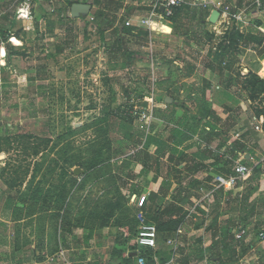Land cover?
Returning a JSON list of instances; mask_svg holds the SVG:
<instances>
[{"label": "rangeland", "instance_id": "374dc122", "mask_svg": "<svg viewBox=\"0 0 264 264\" xmlns=\"http://www.w3.org/2000/svg\"><path fill=\"white\" fill-rule=\"evenodd\" d=\"M245 1L244 8L239 0L215 2L230 6V12L241 14L244 20L254 10L250 6L253 0ZM153 8L144 6L141 14L148 17ZM31 11V18L16 21L7 38L11 47L20 45L10 61L13 67L0 70V156L4 157L0 160V264H72L81 260L84 264H135L129 260V252L136 250L138 233L148 225L135 204V191L137 196L160 193L163 208L180 189L184 194L193 193L214 161L209 157L203 164L178 165L179 155L170 146L156 162L146 156L141 137L154 129L168 141L170 129L185 113L190 116L187 129L196 131L193 142L208 136L210 130L199 122L203 113L199 102L205 91L207 98L208 84L200 68H191L200 64L198 53L206 40L202 19L206 16L208 22L210 14L186 5L163 22L175 28L172 36L143 33L139 38L130 35L123 43L121 35L116 39L95 23L98 7L74 22L69 0L34 1ZM219 24L208 27L210 38L216 36L213 27ZM262 24L252 21L248 29L259 31L264 29ZM152 26L157 29L156 24ZM219 28L223 43L226 33L237 30L238 25L233 19ZM191 42L196 46L191 47ZM59 48L63 53L58 54ZM238 55L248 64L258 60L257 55L246 57L242 49L235 52ZM179 69L189 75H182ZM246 84L241 80L230 87L229 98L222 100L226 112L240 116L241 122L248 110L264 118V84L258 83L255 90ZM150 109L152 118L141 120L140 111ZM244 119L241 125L247 121ZM237 124L228 119L222 131L231 137L229 131ZM224 137L212 142L220 143ZM243 146L244 152L251 151L249 144ZM155 148L148 153L153 155ZM187 155L193 154L187 151ZM144 168H150L146 177L142 176ZM75 169H80L79 175L74 174ZM8 196L15 198L11 210L5 209ZM229 198L212 203L210 219L201 211L191 220L186 215L158 225L163 259L170 251L167 240L179 228L184 230L181 241L192 244L186 249L191 248L188 255L193 260L203 234L205 241L209 236L207 248H212L223 224L229 227L241 220L246 225L254 222L247 226L250 234L243 243L234 244L240 251L239 261L228 264H261L264 243L258 235L264 231V163ZM213 213L231 220L210 229ZM249 247L252 249L247 251ZM221 249L213 247L207 253L208 264H217ZM185 256L179 264L188 263Z\"/></svg>", "mask_w": 264, "mask_h": 264}, {"label": "crops", "instance_id": "0c3cea01", "mask_svg": "<svg viewBox=\"0 0 264 264\" xmlns=\"http://www.w3.org/2000/svg\"><path fill=\"white\" fill-rule=\"evenodd\" d=\"M114 1L116 3L123 4L125 9H121L119 13L117 12V13L113 14L114 15L113 17H115V18L119 17L120 19H122V17H124V15L130 14L131 16L125 17L124 24L126 26L127 22H131V26L130 27H127V26L124 27L123 26L124 24L120 25L118 22V25L115 24L113 28L106 30V33L112 32V36L115 38L116 37L119 38V36L121 35L122 38H120V40L123 43L128 42L126 40L127 39L126 37H130V35H136V38H139V36L143 33H150V34H157V35L161 34V35H165L167 37H170L174 34V30H173L172 26L164 24L163 23L164 21L160 22V21L154 20L153 22L146 23V24L141 23V19L147 18L146 16L141 14V11L143 10L142 8L144 6H155L158 1L157 2H156V0H114ZM194 1L192 0L189 2L192 3ZM206 1L209 2L210 0H206ZM213 1L215 2L217 0H211L209 2L210 4L206 8H194V9L206 10L205 13L208 12L210 14V15H208V17L210 18L212 12L214 11V9H211V7L213 6L212 5ZM259 1L261 2L262 0H259ZM33 2H34L33 0H0V33L4 32V33H9V35H10L12 33L11 29L14 27L16 21H18V20L28 21L32 15L31 10H32ZM257 2H258V0H253L251 3L252 5H250L254 9V10H252L253 11L252 14L250 13V15H251L250 17L245 18L244 20L241 18H240V20H236V24L238 25L237 31L244 34L245 36L250 34L251 32L254 35H256L257 33H259V31H261V32H263L262 37L264 38V29H259V31L257 29H252V28L248 29V26L251 24L252 21H258V20H261L263 22L261 27H264V6H262V9H260L256 5ZM79 3H83V0H81ZM16 4H18V10L17 11H15ZM239 4H240V7H242V8L247 6V3L245 0H239ZM260 5H263V3ZM92 9H94V8H92ZM215 10H217V9H215ZM16 14L18 15V19L16 17ZM24 14H26L28 17H22ZM80 18H82V17H80ZM80 18H78V19H80ZM72 20H75V19H72ZM232 20L228 19L227 16H222V14H221L220 18H219L220 24L217 27H213L214 31L216 32V36L214 38H210L209 34L207 33V30L211 29V27H209V26H213L212 24L209 23V20H208V22L205 21L202 24V31L204 32L203 35L206 36V40L204 42L202 41V43H201L202 46L200 47L201 51L198 53V55L200 54L199 66L196 67V69H195V65H194V66H192L191 69L194 71H197V68L198 69L200 68V70L204 73L205 79L207 80V81H205L206 84L211 86V88H209L208 92H207V100L212 105V109L216 112L217 116L221 119L220 123L222 125L219 123L218 124L219 128L222 130L223 124L228 119H231L234 123L235 122L238 123L237 125L234 126V128L231 129V131H229L230 132L229 134H231L229 136H231V137H229L230 139H229L228 145L231 143H234V142H239L242 145L243 144H247V145L249 144L250 148H248V147L247 148L249 150H251L250 152L242 151L239 153L246 154L244 163H246L248 165H252V166L257 165L256 168H258V167L262 166L264 163V162H262V163L258 164L259 162L264 160V118H261V117L258 118L256 115H253L250 112V110H248V116L244 117V118H246L247 121L243 125H241L242 122L245 121L243 116H242V118L244 121L241 122L240 116L233 115V113H231V112H226L227 107H226L225 103H223L222 100L226 96L229 98V94H231L230 93V87H235V85L237 83H239V81H241V80L247 81L251 74H255L261 80H264V75H263L264 59L258 58L257 61L254 60L255 61L254 63L248 64L245 62V60L243 58L239 57V55L235 56L236 57L235 63H234L232 70H230V71H228L226 68L227 67L226 62L223 63L222 68L219 67V65L214 62L215 54L217 52H220V45H221L220 41H221V39H223V37H221L222 35H219L222 32L219 27L221 25H223L224 23L229 24V22H231ZM153 24L157 25V29L153 28V26H152ZM208 27L210 29H208ZM170 29H171V31H170ZM130 30H132L133 34L127 33ZM12 40L18 41L17 39H13V37H12ZM14 46H13L14 48L20 47V45H14ZM190 46L195 47L196 45H194V42H191ZM256 48H257L256 44H254V45L251 44L249 46H245L243 43H240L238 50L242 49V51H244V54L246 57L247 56H250V57L254 56L255 57V55H257ZM11 60H12V58H8V56H7V50L4 47V45L2 47H0V70H6L7 68H12L13 63L10 62ZM181 64H183V63H181ZM171 66L174 67V66H176V64L172 63ZM173 67H169L170 70H174ZM179 73H181L184 76L189 75V74H187L186 71H184V69H179ZM179 78H181L180 75H179ZM233 96H235V95H233ZM236 98L240 99L239 96ZM252 124L253 125L259 124L261 126L262 132L257 133L252 128ZM238 134L241 135L240 141L236 139V135H238ZM251 137H252V139H251ZM197 141H199V140H197ZM247 142H249V143H247ZM211 145L221 149L219 147V143H217V140L215 142H212ZM223 148H225V147H223ZM189 151H190V154H195L198 151V148L196 146H194ZM239 153H237V158H238ZM250 153L252 155H250ZM207 154L209 157H211L213 159H217L211 153H207ZM221 164L222 165H218V166H213V165L208 166L206 168L207 169L206 172L208 171V169L210 167H214L216 173H223L222 169H223V167L225 169V165H224L223 161H221ZM206 172L203 175L204 178H205ZM233 192L227 193V196L230 197V194ZM217 194H216V196H217ZM219 195L221 196V200L223 201V198H224L223 192H219ZM215 200H216V198H215ZM224 213L226 214V213H228V211L225 210ZM224 220H231V219H229V218L223 219L222 217H220L218 224L219 223L223 224V222H225ZM253 222L254 221H251L247 225L244 223L241 225L240 224L234 225L232 223L233 224L232 227L234 228L233 230L238 229L240 226L243 228H247V226H251L253 224ZM229 223H230V221H229ZM223 227H224V224H223ZM192 233L193 232H191V234ZM201 238L203 240H205L204 237H201ZM201 238H199V239L202 241ZM208 238H209V236H206V242L207 243L209 242ZM181 243H183V242H181ZM183 244L185 247L180 248V253L183 256L186 255L185 257H187V261H188L187 264H208L209 263L207 253L205 254L206 256L204 255V257L201 259L195 257L193 260H190L191 258L189 257L188 254L192 253L190 250L191 248L186 249V247L189 245H192V244L190 242L189 243H183ZM236 245H238V244H236ZM261 247L263 248L264 244H261ZM136 250H137V247H136ZM136 250L129 252V255L132 254V256H133V261H136ZM161 253H162V251H161ZM161 253H160V255H162ZM238 254L240 255L239 249H237L236 261L237 260L239 261ZM247 254H248V256L250 255L249 252ZM168 255H169V253H168ZM161 257H163V256H161ZM261 259L263 261V262L261 261V264H264V256L261 257ZM192 261H194V262H192ZM85 262L86 261H82V260L81 261H74L72 264H84ZM135 264H136V262H135Z\"/></svg>", "mask_w": 264, "mask_h": 264}, {"label": "trees", "instance_id": "16d2710c", "mask_svg": "<svg viewBox=\"0 0 264 264\" xmlns=\"http://www.w3.org/2000/svg\"><path fill=\"white\" fill-rule=\"evenodd\" d=\"M36 2H39L41 0H34ZM49 1V0H48ZM80 1H70L69 0V7H71L79 3ZM83 3H88L90 4L93 8L98 7V11L95 13L94 21L98 25V27L102 30H108L114 27V25L118 22V19L113 17L115 13L119 12L121 9H125L123 4L116 3L115 1L112 0H94L92 3H89L88 0H83ZM263 6H264V0H262ZM181 9V8H180ZM178 9V10H180ZM177 10V11H178ZM175 12V15L171 18L173 19L178 12ZM71 13V12H70ZM131 16L130 14L124 15L122 19H119V24L123 25L125 21V17ZM207 17H204L202 19V24L206 21ZM74 22V20L72 21ZM124 27L125 24L123 25ZM174 30V33H176V30L174 27H172ZM202 30V29H201ZM128 34H133L132 30L127 32ZM180 36H185L183 33L178 34ZM12 36V33L9 35V33H0V42L3 43L4 47L7 50V56L8 58H12L15 56L16 48L11 47L8 42L7 38ZM223 43L220 45V52H217L214 57V62L219 65V67H223V63L226 62L227 64V70L230 71L232 70L234 63H235V52L238 50L240 43H243L245 46L249 45H257V56L259 59H264V38L260 34L254 35L252 32L248 35H244L237 31L236 29H233L231 32L226 33V37H224ZM64 49L59 48L57 51L58 54L63 53ZM125 54V53H124ZM127 66H131V63H128ZM258 83L264 84V80H261L259 77H257L255 74H251L249 79L247 80V87H252V90H255V88L258 86ZM206 89H209V85H207ZM206 97V91L203 94V97L201 98V101L199 102L201 106L203 107V113L200 116L199 122L203 121L204 125L206 126V129H209L210 131L207 137L201 136L200 138L201 142H204L208 145H211L212 141L214 138L217 137H222L225 136L222 140V142L219 143V147H227V144L229 142V137H227V132H223L218 124L221 122V119L217 116L216 112L212 109V105L207 101ZM258 118L260 116L256 115ZM190 120V116L188 113H185L176 123L175 125L170 129V138L168 141H166L163 136H158L157 133L154 131V129H151L150 132L148 133H143L141 135L143 139V148L146 150V156L148 159H152L153 161H156L160 158L163 157L165 154L166 150L172 146V153L175 155H179V162L178 165L189 162V163H206L207 161L210 160L208 154L206 151L202 150L200 147V141H196L195 143L193 142L196 131L195 129H187V123ZM220 140V139H219ZM191 145H187L183 151H179V147L189 143ZM194 146L198 148V151L189 156L187 155V151L192 149ZM156 147L155 152L153 155L148 153V151L152 148ZM229 151L232 154L233 158H237V153L244 151V146L240 144L239 142H234L231 143L229 146ZM250 155H252L250 153ZM188 164V163H187ZM211 165L213 166H218L222 165L221 161L219 159H214V161L211 162ZM226 167V165H225ZM261 167V166H260ZM260 167L255 168L253 175L260 170ZM150 170V168H148ZM224 169V167H223ZM142 172V176L146 177L149 174V170H146ZM131 178V176H129ZM142 178V177H141ZM124 180L123 178H120V181ZM139 182V181H138ZM243 182H239L238 186H241ZM167 185V183H164ZM198 185V184H197ZM196 185V186H197ZM170 185L168 186V188ZM181 193V194H180ZM136 195L137 192L135 191ZM193 196V193L186 192L185 194L182 193V190H179V193H177V196L174 200L168 201L165 203V206L162 208V202H163V197L160 193H154L151 192L149 194V197L147 199V203L145 204V207L143 209H140L142 213H144L143 216H145V223L148 225H162L165 222L167 223L168 221H175L178 219H184L187 215V207L191 204V198ZM216 200L218 201L221 200V196L219 193L215 197ZM3 199V196L0 195V201ZM16 205L15 203V198L8 196L6 203H5V209L6 210H11L14 208ZM146 213H145V212ZM203 213V212H202ZM220 214H214L212 215V221H211V228L218 225V221L220 218ZM241 225L243 224L240 220L235 223V225ZM158 229V227H157ZM233 227L232 225H229V227H221L219 230L218 235L216 236V242L214 243L213 247L215 248H222L221 252L218 254V257L215 259V263L217 264H228L229 262H237L236 261V256H237V249L235 248L234 244H242V242H235L234 241V236H233ZM159 237H160V232L158 229ZM233 236V237H232ZM230 237H232V242L229 243ZM212 247V248H213ZM212 248H209L204 250L199 247L197 249V258L201 259L204 257L206 253H208ZM252 247H249L247 249L251 250ZM246 251V249H245ZM244 251V252H245ZM164 258V257H163ZM168 259V256L166 259H163L166 261ZM129 260H133L132 254L129 255ZM228 260V261H227Z\"/></svg>", "mask_w": 264, "mask_h": 264}, {"label": "built area", "instance_id": "2783aa9c", "mask_svg": "<svg viewBox=\"0 0 264 264\" xmlns=\"http://www.w3.org/2000/svg\"><path fill=\"white\" fill-rule=\"evenodd\" d=\"M209 2L206 0H195L192 3H190L189 0H163L162 3H157L154 6L147 18L141 19V23L146 24L154 20L160 22L169 21L178 9L186 5H190L193 8H206L210 4ZM258 4L260 5V2H258ZM212 5L220 6L221 10L217 9L220 11V15L227 16L230 20H240L241 18V14H232L230 12V6L228 5L223 6L222 3L216 4L214 1ZM126 26L130 27L131 22H127ZM140 112L141 120L149 121V119L152 118L153 109L142 110ZM252 128L257 133L262 132L259 124H252ZM236 139L240 141L241 135H236ZM229 145L227 144V147L219 149L218 147L200 141L202 150L211 153L215 158L223 161L224 165H226L225 169L227 173H216L214 167L208 169L205 175V181H202L193 191L191 204L186 209L188 220H191L194 215L201 211L206 215L207 219H210L212 214L211 205L215 202L216 194L223 192V200L230 201L227 193L235 191L239 182L247 181L253 176L257 165L252 166L244 163L246 154L243 153H239L238 158L234 159L229 151ZM262 162H264V160L258 164ZM148 197L149 195L134 196L135 204H137L138 209H143L145 207ZM248 234H250V231L240 226L238 229L233 230L234 241L237 243L242 242ZM183 236L184 230L183 228H179L175 232L174 238L167 240L166 245L170 251L168 259L164 261L163 257L160 255L161 248L159 247V233L157 227L154 225L142 226L136 238V264H179V260L182 256L180 248L185 247L184 244L181 243V238H183ZM202 237H204V235ZM258 237L262 243H264V231H261ZM205 242L206 241L203 240L201 243V249H207V244Z\"/></svg>", "mask_w": 264, "mask_h": 264}, {"label": "water", "instance_id": "95a60500", "mask_svg": "<svg viewBox=\"0 0 264 264\" xmlns=\"http://www.w3.org/2000/svg\"><path fill=\"white\" fill-rule=\"evenodd\" d=\"M92 6L90 4L85 3H76L71 7V18L72 19H78L83 16L90 15L92 11ZM220 18V11L214 10L209 18V23L212 25H216ZM4 159L3 156H0V160ZM75 175L80 174V169H75L74 171Z\"/></svg>", "mask_w": 264, "mask_h": 264}, {"label": "bare ground", "instance_id": "6f19581e", "mask_svg": "<svg viewBox=\"0 0 264 264\" xmlns=\"http://www.w3.org/2000/svg\"><path fill=\"white\" fill-rule=\"evenodd\" d=\"M22 17H26V14H24ZM149 25V24H148ZM263 75H264V72H263Z\"/></svg>", "mask_w": 264, "mask_h": 264}]
</instances>
